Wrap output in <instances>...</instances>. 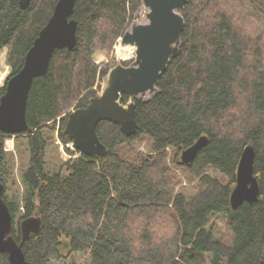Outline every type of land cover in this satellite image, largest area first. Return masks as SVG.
<instances>
[{
  "label": "trees",
  "instance_id": "1",
  "mask_svg": "<svg viewBox=\"0 0 264 264\" xmlns=\"http://www.w3.org/2000/svg\"><path fill=\"white\" fill-rule=\"evenodd\" d=\"M57 2L32 0L22 9L20 0H0V51L8 48L11 75L24 66ZM142 2L76 0L78 43L57 49L47 73L35 78L30 129L14 137L26 138L30 162L22 174L24 196L9 199L4 192L12 234L22 242L18 212L19 223L39 218V229L23 242L35 264H63L81 252L89 264H264V0H188L181 9L179 53L160 76L158 93L135 99L136 133L127 135L120 124L103 120L98 135L106 153L67 160V172L47 169L46 131L59 128L61 141H72L65 133L71 110L89 105L116 64L101 66L95 53L114 50ZM129 100L123 94L121 102ZM204 135L207 144L192 162H183L180 153ZM9 137L0 131L6 189ZM143 142L147 151L140 148ZM248 145L256 150L259 200L233 209ZM178 172L197 181L195 195L177 192ZM216 219L226 221L227 235H218ZM0 264H13L7 252L0 251Z\"/></svg>",
  "mask_w": 264,
  "mask_h": 264
},
{
  "label": "water",
  "instance_id": "2",
  "mask_svg": "<svg viewBox=\"0 0 264 264\" xmlns=\"http://www.w3.org/2000/svg\"><path fill=\"white\" fill-rule=\"evenodd\" d=\"M32 0H20L26 9ZM188 0H143L150 8L149 22L127 30L121 43L137 46L136 65L117 64L108 73V83L85 108L69 114L65 133L73 147L86 155H102L107 146L98 135V124L108 120L120 124L127 135L136 133L137 96L157 87L160 76L167 69L173 56L179 53L185 19L181 9ZM76 0H58L53 15L40 31L26 55L24 66L11 75L0 99V131L8 135H20L30 128L27 120L28 99L35 78L44 76L57 49H73L78 43L77 21L72 17ZM123 94L130 96L128 104L121 102ZM208 142L206 135L182 151V161L192 162L199 150ZM256 150L245 147L237 171V184L231 195L233 209L245 202L259 200L260 184L255 175ZM5 184L0 181V251L7 252L13 264H35L24 253L23 242L31 232L40 227L38 217L22 222L23 240L13 236L14 217L4 198Z\"/></svg>",
  "mask_w": 264,
  "mask_h": 264
},
{
  "label": "rangeland",
  "instance_id": "3",
  "mask_svg": "<svg viewBox=\"0 0 264 264\" xmlns=\"http://www.w3.org/2000/svg\"><path fill=\"white\" fill-rule=\"evenodd\" d=\"M150 12V8L147 7L143 2L141 7L139 8L138 12L136 13L134 20L129 25L127 30H132L134 26L138 24H145L149 22L148 13ZM126 30V31H127ZM121 38H119L117 44L114 46V50L112 52L107 50H98L94 55V60L96 63L100 64L101 66L108 64L115 61V65L123 64L125 66L136 65V57H135V49L132 46H124L121 43ZM117 52L119 55H117ZM7 54L8 48L5 47L0 51V63L3 64V69H0V87L6 84L7 79L10 77L12 73L11 67L7 63ZM129 64H125V63ZM113 66V67H114ZM112 67V68H113ZM111 68V69H112ZM108 83V75L104 78L101 82V89H98V93H102L103 89L106 87ZM159 91V88L156 87L154 89L148 90L146 92L140 93L137 98L142 100H150L152 99ZM130 97V96H129ZM131 101V98L129 102ZM128 102V103H129ZM127 103V104H128ZM76 110L73 108L71 110ZM59 127V126H58ZM46 136L49 139V145L47 148V169L51 172L54 170L62 169L64 172H67L66 167L64 166V162L69 160V156L73 154L78 155V151L69 153L64 148V143L61 141L59 137V128L55 132L46 131ZM15 137V136H14ZM10 138L14 141V151L10 152L8 155V181H7V189L6 193L9 199H20L24 196L26 186L22 181V174L24 171L28 169L29 162H30V153L28 150V143L25 137L20 138ZM72 144L69 143V145ZM70 147V146H68ZM141 150L147 151V143L143 142L141 145ZM77 158V157H75ZM179 158H182V152L180 153ZM73 159V158H72ZM178 176L180 178L178 186L176 187L177 192H182L187 196H193L197 192V181L192 180L183 174L180 175L178 172ZM23 215L22 212H18L16 215V228H19L23 222L19 223L21 216ZM218 223L219 232L218 235L223 237L227 235V223L222 219L215 220ZM63 264H89V257L86 253H76L72 258L66 259L62 262Z\"/></svg>",
  "mask_w": 264,
  "mask_h": 264
},
{
  "label": "built area",
  "instance_id": "4",
  "mask_svg": "<svg viewBox=\"0 0 264 264\" xmlns=\"http://www.w3.org/2000/svg\"><path fill=\"white\" fill-rule=\"evenodd\" d=\"M11 136V135H10ZM11 141V142H10ZM64 146V148L66 147V146H70V148L72 149V150H75L74 148H73V144H70L69 145V143L68 144H64L63 145ZM14 147H15V145H14V141L13 140H10V137L9 138H7L6 139V141H5V150L6 151H8V152H13L14 151ZM80 156V153H78V155L76 154H73V155H70L69 156V160H71L72 158L74 159L75 157H79Z\"/></svg>",
  "mask_w": 264,
  "mask_h": 264
},
{
  "label": "bare ground",
  "instance_id": "5",
  "mask_svg": "<svg viewBox=\"0 0 264 264\" xmlns=\"http://www.w3.org/2000/svg\"><path fill=\"white\" fill-rule=\"evenodd\" d=\"M123 44V43H122ZM124 46H132L135 49V57L137 56V46L132 45V44H123ZM117 55H119V53L117 52ZM2 74V73H1ZM0 74V75H1ZM16 135H13V137ZM11 140V139H10ZM11 142V141H10Z\"/></svg>",
  "mask_w": 264,
  "mask_h": 264
}]
</instances>
